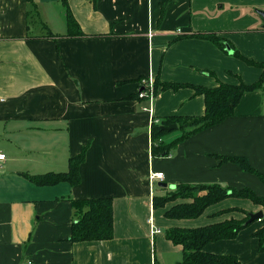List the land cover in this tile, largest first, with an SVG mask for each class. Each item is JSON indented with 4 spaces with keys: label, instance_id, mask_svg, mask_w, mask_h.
<instances>
[{
    "label": "crops",
    "instance_id": "0c3cea01",
    "mask_svg": "<svg viewBox=\"0 0 264 264\" xmlns=\"http://www.w3.org/2000/svg\"><path fill=\"white\" fill-rule=\"evenodd\" d=\"M83 36H68L61 0H0V264H176L182 247L165 236L262 211L241 197L209 205L196 218L164 216L177 199L153 207L175 185L264 184L222 157H244L264 175V80L244 92L233 114L151 154V125L200 117L195 87L257 82L264 63V0H67ZM195 33H214L223 48ZM228 49L231 52H228ZM238 53L245 59L237 56ZM157 83L150 102L137 93ZM178 84L176 89L162 84ZM178 128V126H177ZM182 134L162 135L169 143ZM86 146L80 181L39 185L30 176L64 172ZM163 173V181L150 179ZM161 183H166L162 186ZM172 186V188L170 187ZM110 197L113 236L70 240L74 199ZM149 218L159 229L152 233ZM254 222V221H253ZM206 243L208 253L264 264L253 233Z\"/></svg>",
    "mask_w": 264,
    "mask_h": 264
},
{
    "label": "trees",
    "instance_id": "16d2710c",
    "mask_svg": "<svg viewBox=\"0 0 264 264\" xmlns=\"http://www.w3.org/2000/svg\"><path fill=\"white\" fill-rule=\"evenodd\" d=\"M67 24L68 36H83L77 22L73 18L67 0H61ZM94 1V0H92ZM167 0H163L166 2ZM193 36L207 38L223 48V40L214 33H195ZM237 56L245 59L237 52ZM247 62L251 61L245 59ZM264 68V63H257ZM264 80V69L259 80L247 85L239 83L230 85L219 83L213 88L195 87L196 92L202 94L205 100L204 114L200 117H169L159 123L151 125V154L165 155L178 142L191 134L208 128L233 114L241 95L261 86ZM157 83L154 85L156 90ZM179 85L166 83L163 88L176 89ZM176 124L182 134L175 140L164 143L162 135L166 131L163 126ZM86 146L78 154L68 160V169L64 172H49L41 175L30 176V179L39 185L55 184L67 181L74 185L80 181L79 165L84 161ZM225 161L237 163L242 170L253 173L264 184V175L254 169L244 157H222ZM241 197L249 199L252 203L260 205L264 212V195H257L252 189L243 187L233 189L219 184H177L162 196L153 197V207H163L166 203L177 199L190 200L189 202L177 203L166 209L164 216L173 219L196 218L203 213L209 205L221 201L227 197ZM76 208L75 220L71 225L70 240H102L113 236L112 199L110 197H95L86 199H74L71 201ZM241 220L228 219L195 228H169L165 230V236L174 244L182 247V257L176 264H240L235 255L213 254L203 250L206 243L220 239L234 238L239 230L245 227L244 222L248 219V213ZM250 224V223H249ZM253 235L259 240V250L264 249V226L256 230Z\"/></svg>",
    "mask_w": 264,
    "mask_h": 264
},
{
    "label": "built area",
    "instance_id": "2783aa9c",
    "mask_svg": "<svg viewBox=\"0 0 264 264\" xmlns=\"http://www.w3.org/2000/svg\"><path fill=\"white\" fill-rule=\"evenodd\" d=\"M142 87L139 89L137 96L139 98H146L148 99L150 102L153 99L154 96V84L153 81L151 79L147 80V79H143L141 81ZM5 153L0 152V168L2 167V163L5 160ZM158 179V181H163V173L162 172H154L150 175V179ZM149 222H150V226H151V232L152 233H156L159 231V229L157 227H155V225L152 222V218H149ZM28 264H30V261H28Z\"/></svg>",
    "mask_w": 264,
    "mask_h": 264
},
{
    "label": "water",
    "instance_id": "95a60500",
    "mask_svg": "<svg viewBox=\"0 0 264 264\" xmlns=\"http://www.w3.org/2000/svg\"><path fill=\"white\" fill-rule=\"evenodd\" d=\"M258 13L263 17L264 19V12L263 11H258ZM226 49L228 50V52H231L228 47H226ZM177 128L176 124H170L168 126H163L162 129L166 132ZM162 186H166V183H161ZM172 188V186H170ZM263 216V212L257 211V212H253V213H248V219L244 222V225H247L255 220H259L261 217Z\"/></svg>",
    "mask_w": 264,
    "mask_h": 264
},
{
    "label": "rangeland",
    "instance_id": "374dc122",
    "mask_svg": "<svg viewBox=\"0 0 264 264\" xmlns=\"http://www.w3.org/2000/svg\"><path fill=\"white\" fill-rule=\"evenodd\" d=\"M180 129H178V128H175V129H172V130H170V131H168V132H165V135H167V134H170V133H180ZM254 222H256V220L254 221ZM253 222V223H254ZM252 224V223H251Z\"/></svg>",
    "mask_w": 264,
    "mask_h": 264
}]
</instances>
